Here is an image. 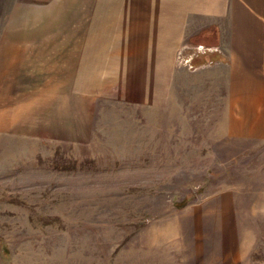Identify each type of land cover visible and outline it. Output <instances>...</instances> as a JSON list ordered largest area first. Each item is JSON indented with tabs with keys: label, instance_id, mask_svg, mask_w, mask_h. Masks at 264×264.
<instances>
[{
	"label": "rangeland",
	"instance_id": "374dc122",
	"mask_svg": "<svg viewBox=\"0 0 264 264\" xmlns=\"http://www.w3.org/2000/svg\"><path fill=\"white\" fill-rule=\"evenodd\" d=\"M52 1L0 0V264H264V84L165 27L74 77Z\"/></svg>",
	"mask_w": 264,
	"mask_h": 264
},
{
	"label": "crops",
	"instance_id": "0c3cea01",
	"mask_svg": "<svg viewBox=\"0 0 264 264\" xmlns=\"http://www.w3.org/2000/svg\"><path fill=\"white\" fill-rule=\"evenodd\" d=\"M58 7V28L28 48V58L56 51L49 54L74 77L81 59L147 56L151 43L163 47L165 27L172 55L185 46L213 59L238 88L264 84V0H62Z\"/></svg>",
	"mask_w": 264,
	"mask_h": 264
}]
</instances>
